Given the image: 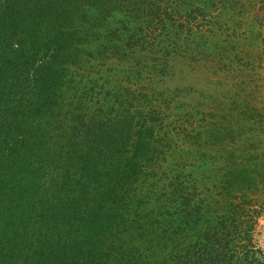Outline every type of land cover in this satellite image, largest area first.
I'll list each match as a JSON object with an SVG mask.
<instances>
[{"label": "trees", "instance_id": "trees-1", "mask_svg": "<svg viewBox=\"0 0 264 264\" xmlns=\"http://www.w3.org/2000/svg\"><path fill=\"white\" fill-rule=\"evenodd\" d=\"M124 3L166 26L151 0H0V264H264L248 192H138L160 153L153 118L90 109L70 77Z\"/></svg>", "mask_w": 264, "mask_h": 264}, {"label": "rangeland", "instance_id": "rangeland-1", "mask_svg": "<svg viewBox=\"0 0 264 264\" xmlns=\"http://www.w3.org/2000/svg\"><path fill=\"white\" fill-rule=\"evenodd\" d=\"M151 1L169 13H159L163 29L143 23L147 5L116 7L103 21L114 34L93 28L98 38L79 44L70 77L87 81L90 109L153 118L160 153L138 192H183L193 181L199 192H248L259 206L253 242L264 252V0ZM236 168L247 181L241 173L223 182Z\"/></svg>", "mask_w": 264, "mask_h": 264}]
</instances>
